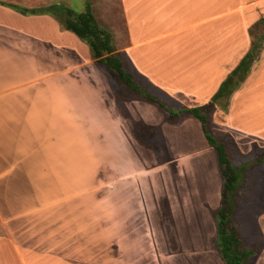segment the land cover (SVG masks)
<instances>
[{
    "label": "crops",
    "instance_id": "crops-1",
    "mask_svg": "<svg viewBox=\"0 0 264 264\" xmlns=\"http://www.w3.org/2000/svg\"><path fill=\"white\" fill-rule=\"evenodd\" d=\"M59 1L70 9L83 2L0 0V264H144L134 256L145 250L129 240L150 236L164 201L170 211L176 201H219L213 153L191 115L167 122L151 103L116 101L87 46L53 17L1 3ZM117 3L126 40L113 44L111 36L115 51L166 100L188 107L210 98L264 19V0ZM90 9L102 26L106 11ZM139 123L151 128L158 149L138 142ZM209 128L241 153L264 149V38ZM157 151L166 160L152 163ZM181 172L203 180L163 181ZM256 221L261 243L250 264H264V211Z\"/></svg>",
    "mask_w": 264,
    "mask_h": 264
},
{
    "label": "trees",
    "instance_id": "trees-1",
    "mask_svg": "<svg viewBox=\"0 0 264 264\" xmlns=\"http://www.w3.org/2000/svg\"><path fill=\"white\" fill-rule=\"evenodd\" d=\"M1 3L23 15L47 14L53 17L61 28L72 32L87 46L93 64L106 76L116 101L136 99L151 103L161 110L163 118L167 122L175 121L181 113L189 114L198 121L204 140L212 150L215 168L220 179L218 206L209 210L214 229L213 248L223 264H250L251 258L257 253V248L244 244L235 223V213L239 188L244 181L245 172L251 166L248 161L236 164L232 162L233 155L230 147L226 145L223 137L214 136L210 132L209 119L219 101H223L222 107L225 110L229 96L246 77L252 62L261 49L264 32L259 34L255 40L250 41L246 52L220 81L217 89L205 103L189 107L177 103L175 106H170L165 99L151 91L153 87L147 81L139 79L140 77L136 75L126 56L115 51L109 31L97 23L87 3L84 9L79 12L62 4L25 8ZM259 20L264 24V19L260 18ZM137 126L146 131L149 130L151 137L150 127L142 126L140 123L136 124ZM137 129L138 127L134 135L138 142L153 149L149 145L150 141L142 138ZM230 145L234 151L239 153L232 141ZM166 156L160 160L165 161ZM257 160H261V157L258 156Z\"/></svg>",
    "mask_w": 264,
    "mask_h": 264
},
{
    "label": "rangeland",
    "instance_id": "rangeland-1",
    "mask_svg": "<svg viewBox=\"0 0 264 264\" xmlns=\"http://www.w3.org/2000/svg\"><path fill=\"white\" fill-rule=\"evenodd\" d=\"M59 2L62 4L61 1ZM117 2L118 0H83L80 5L77 6V4L73 3L70 7L74 11L77 10L78 7H82V10L87 3L95 12L101 13L105 10L106 12L104 15L106 16H104L103 20L100 19L99 22L109 31L110 35L114 37L115 42H113V44L122 45L125 44L126 33L123 29L121 10ZM110 8L115 11V15L110 11ZM262 32H264V26L262 24L254 26L252 28V39L255 40ZM151 91L155 93V95H159L160 98L165 99V97L157 93L155 89L152 88ZM166 101L170 106L176 105L172 101ZM222 102L223 101H219L216 106L217 110H220V112L224 111ZM137 127V131L141 137L145 140H149V145L153 149H158L160 143L158 140L154 141L149 139V130L146 131L140 126ZM209 130L211 132L210 128ZM222 137L226 145L231 149L233 155L232 162L236 164L242 161H248L251 166L249 170L245 172L244 181L237 194L235 223L244 244L254 246L258 249L261 243V235L259 234L256 217L264 211V149L252 145L247 152L241 153L238 150V153L231 147L230 139L227 138L226 135H222ZM157 153L158 155L155 156L154 161L150 160L152 163H160L162 162L161 160L165 158L164 153L158 151ZM261 153H263V155H261ZM258 156L261 157L259 161L257 160ZM160 175L163 176V173H160ZM191 175L181 172L180 175L175 176L171 174V176L167 175L162 178L163 181L167 183L174 182L186 185L189 181L198 182L200 177L202 179L203 174ZM216 176L219 180L217 174ZM207 179L210 181L209 177H207ZM202 202L203 201H201V203ZM218 203L219 201L215 203L214 206H208L207 204L189 206L185 202H182V205L181 201H176L170 211V207L167 206L164 201L159 207V217L156 218V220L152 217V222L150 223V236L145 239L135 238L129 240L130 244L135 246V248L145 250L144 254H136L134 256L135 262H143L144 264H223L212 245L214 229L209 212L210 209L217 207ZM154 220L157 222H154Z\"/></svg>",
    "mask_w": 264,
    "mask_h": 264
}]
</instances>
